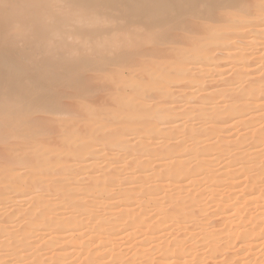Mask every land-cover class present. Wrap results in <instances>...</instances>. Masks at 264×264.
<instances>
[{"label":"bare ground","instance_id":"1","mask_svg":"<svg viewBox=\"0 0 264 264\" xmlns=\"http://www.w3.org/2000/svg\"><path fill=\"white\" fill-rule=\"evenodd\" d=\"M261 3L262 0H0V143L8 142L15 145L0 150V190L6 183L11 182V189L19 188L18 190L24 191L35 182H40L39 180L49 181V174L53 171L55 173L62 172V174L65 171L66 177L68 175L64 180L55 182L50 189L44 190L43 187H39L40 189L36 191H39L40 194H37L36 191L24 194L23 196L31 199L30 195L35 193L26 209L17 208L18 202L26 199L20 197L19 200H14L15 198L11 196L12 192H6L0 197V200H3L2 203L0 201L1 205L11 204L12 207H10L14 208V210L10 209L11 212L7 211L8 214L5 211V217L0 215V220L4 217L10 224L8 228L14 232L13 236H6L5 242L2 244L5 249L2 247L4 254H0V264H7L2 262V259L9 251L12 252L13 260L18 259L20 254L31 251L38 242L35 239L37 233L53 229L57 235L70 238L71 242L87 239L82 247L84 251L82 253L86 256V264H108L103 262L106 256H114L111 264H125L129 256L126 255L131 252V250L128 253L124 251L128 243L123 242L120 246H112L109 243V238L103 240L107 229L111 230L110 236L121 232L115 231L118 228V219L103 220V214L96 213L93 209L95 206L91 204L95 199H88L84 188L79 185L78 181L76 182L74 174L69 173L84 161L82 151L88 146L91 148V153L89 152L85 161H88L87 169L91 168L92 170V172L87 171V173L91 172L89 173L91 176L87 174L90 176L88 179H91L89 180L91 188L96 189L98 194L101 192L95 197L111 198L110 192L115 181L109 179L108 176L111 173L109 166L112 156H114L113 150L116 145L126 143L127 140L123 130L115 132L106 130V127L123 117L124 111L119 110L122 107L120 103L122 92L120 91L113 101L114 108L107 113L96 107V103L100 100L98 98L93 100L94 97L111 83L122 82L123 84L127 81L126 78L112 76L113 73L121 69L130 68V74L140 70V73L145 76L152 71L148 63H153L156 66L164 64L166 70L158 74L157 81L132 79L134 85L149 88V93L145 96L146 101L154 102V105L147 110L144 109L146 105H141L139 111L132 110L134 120L130 122L126 118L128 122L126 129L133 127L135 115L139 112H157L161 116L160 118L155 117L153 120L162 119L164 123H169V116L173 114V111L180 110L182 107L178 109L171 107L167 98L172 95L174 82L186 78L188 66H198V60L204 55L215 59L221 51H233L238 56L249 57V54L243 55L242 53L244 46L249 44L241 41L243 30L257 37L262 35L260 37L264 38V18L259 19V16L264 13L259 12ZM176 27L180 28H177L178 30L184 31L181 33H192L193 29L196 32L201 29L210 32L213 38L209 44L212 47L205 50L202 42L201 49L197 47L200 39L198 35L180 40L177 37L180 31L176 33L177 29L173 30ZM231 31L236 32L235 37L239 38L238 41H230L233 34ZM222 37L225 39L217 43L216 41ZM69 38L79 42L69 45L67 43ZM189 45H191L190 49L187 47ZM172 46L175 47L171 50ZM21 48L23 49L22 57H20L19 51ZM197 48L200 53L186 55L187 51H194ZM217 51L218 53H216ZM218 72L222 73L224 69L219 68ZM208 73V71L204 72L207 75ZM93 76H99L101 82L96 83L97 85H90L89 80ZM199 78L202 83V79H205L206 76L201 75ZM249 85L245 88L248 89ZM98 87L99 90L95 92ZM157 92L161 94L160 98L157 97ZM246 95L252 96L251 93ZM239 100H242L241 96L232 101L231 105L227 107V112L219 111L220 107L213 108V112L219 114L220 122L227 123L231 120L229 114L234 108H238L236 101ZM77 103L85 104L83 114H100L99 121L105 126L99 132L88 130L91 123L97 122V120L80 118L81 113L73 105ZM244 108L245 106L242 105L240 111ZM201 114L199 115L203 117ZM80 121H83L85 127L79 125ZM257 122V119H253L249 122L241 121L238 124L246 126L248 130L245 136L255 140V144L251 145L254 150L250 147L253 151L249 153L250 149H245L248 151L240 159L244 161L242 162L243 175L250 177L252 185L253 183L258 185L250 194L262 193L258 204L264 206V159H262L264 154H262L263 149H256L260 143L264 145V141H261L264 137V128L249 129L257 126L259 124ZM159 132L160 129L153 126L145 131L143 136V139H146L143 148L148 152L153 151L159 157L140 161L142 156L140 155L134 160V165L138 169L135 173L139 174V179L144 180L145 177L142 174L147 171H152L153 175L157 173L158 169L151 166L154 161L167 159L170 163L164 165V169L160 170V175L163 174L167 182L156 185V189L148 191L146 195L157 196L156 192L159 188L165 189L166 192L177 191L165 196L170 208H166V203L160 202L162 198L158 197L159 199L151 201L152 207L158 208L155 220L153 216L149 219L143 218L149 213V210H147L146 203L141 201L142 210L138 214L135 215L133 209H127L122 213V216L125 215L130 219L128 222H122V227H124L122 233L134 230L129 235L128 242L135 241L137 234L145 236L143 240L132 245V250L137 249L133 260L144 259L145 261L156 251L161 254L158 264H212L210 260L216 257L214 254L220 257L224 256V250L228 243H235L240 248L239 256L246 254L247 246H250L251 243L255 242V247L263 245L259 244L261 238L264 237L262 233L257 234L256 238H251L250 235L261 228L264 229V219L257 227L251 226L244 231L239 232V229L236 228L230 229L228 230L230 235L224 237L217 226L223 225L229 218L223 216L225 219L223 218L222 222L213 225L208 222L212 214H209V208L205 204L201 206L200 211L203 219L195 223L193 228L180 227V230L186 228L188 232H190L189 229H193V232H197L201 236L200 239L195 240L196 234L190 232L192 234L188 236V242H190L188 246L174 245V242L181 244L180 240H184L187 235L184 233V237L180 236L173 241L164 239L162 243L146 249L147 246L159 242L164 234L170 228L177 227L179 222H187L189 216H182V213L193 205H200L203 202L201 196L217 193L218 190L213 189L210 192L201 190L193 194L186 191L187 187L185 186H175L179 177L189 174L191 168L188 165H191L192 162L195 163L193 169L201 170L205 175V180L221 179L227 177L229 173L226 170H221L218 174L213 171L212 168L217 164L213 163V160L209 161L213 155L210 152L213 146L207 144V140L193 142V146L186 150L187 140L182 143L170 144L168 141L171 138L169 140L165 138L168 131H163L161 136H158ZM202 133L203 131L194 134L192 139L200 138ZM64 136H67L68 140L64 141ZM161 139L163 142L160 147L150 150L149 147L156 145ZM71 142L76 143L69 147ZM44 145H51L52 151L39 152L38 155L44 156L46 160L39 164H32V154ZM195 145H201V147H194ZM214 145L215 148H221L225 145V140H219ZM124 148L123 154L127 156L128 148L127 146ZM60 149L71 151L73 158L54 154L53 151ZM137 150L139 149L135 151ZM182 150H186L181 155L185 159L172 160L174 155ZM236 155L234 154L231 158V166L237 164ZM100 159L105 165L96 168ZM189 160L191 161L188 162ZM67 162H71L73 166H65ZM236 171L231 170L230 173H236ZM5 172H7L6 175H4ZM31 173H33L32 178L24 182V178L21 176ZM168 177L175 178L173 180ZM101 180L103 182H99ZM15 181L16 183H14ZM70 183L78 187L66 193L64 190ZM219 183L215 182L213 185ZM48 192L49 194H47ZM185 192L186 196L179 199L178 196ZM51 193L54 198L49 200L48 197ZM126 196L131 202L129 205H133L144 195L139 196L133 190H125L120 197L123 199ZM230 199L225 198L221 201L218 213L224 212V209L229 207ZM115 203L120 204L121 199ZM46 205L50 207L48 210L45 208ZM62 206L65 207V215H61L59 211ZM46 216L51 217L46 218ZM82 217H86V219L81 220ZM245 217H250L249 210L246 211ZM256 219L257 217H254L249 221L251 224H256ZM59 221L61 222L58 224ZM4 228L2 225L0 226V233ZM76 232L79 234H75ZM51 240L50 244H54L53 239ZM225 240H228L226 245L221 244ZM199 243L205 244L204 253L198 252ZM122 247L124 253L127 254H119ZM67 248L69 247H64V249ZM57 258L51 264H59V257ZM258 258L263 259L264 255ZM150 260L140 264H150L151 262L156 264L153 262L155 260ZM46 263H48L46 259L35 257L26 264ZM241 263L240 260L232 262V264ZM245 264H252V261L249 260Z\"/></svg>","mask_w":264,"mask_h":264},{"label":"rangeland","instance_id":"2","mask_svg":"<svg viewBox=\"0 0 264 264\" xmlns=\"http://www.w3.org/2000/svg\"><path fill=\"white\" fill-rule=\"evenodd\" d=\"M260 10L259 12L263 13L264 8L261 7L260 4ZM260 14V13H259ZM260 18H264V13L259 16ZM180 29L179 27L174 28ZM176 33H179L178 31ZM194 31L191 33H179L177 37L180 40H185L189 37H193L198 35L200 39L198 40L197 47H200L201 49V42L204 44V49L207 50L212 47L209 42L212 40V34L210 32H207L203 29L201 31ZM242 31V30H240ZM184 32V31H182ZM196 32V33H195ZM191 33V34H190ZM232 37L230 38V41H238L239 38L235 37L234 31H231ZM200 34V35H199ZM262 35H259L257 37L254 34H249L248 32L242 31V38L241 41L244 43L248 42V45L244 46V51L242 52L244 54H249V57H241L235 54V52L231 51H221V53L218 51L215 59L209 58V56L204 55L198 60V66L196 65H190L188 66V70L186 73V78H182L179 80H176L173 84L172 88V95H170L169 98H167V102L170 101L171 107L174 108H180V110H174L173 114L169 116V123H164L162 119L160 120H153L155 117L160 118V114L157 112H147V113H138L135 115V122L133 123V127L130 129H126L128 126V122L126 121V118L131 121L134 120V116L132 113V110L139 111L141 105H146L144 109H151L154 105V102H147L146 97L147 93H149V88H141L139 85H134L132 82L136 78H141L143 81H157L158 74L160 72H163L166 70V65H154L153 63H148L149 68H151V73L145 74L143 76V73H140V70L135 71L134 73L130 74V68H124L120 71L113 73L112 76L115 78L123 77L126 78L127 81L122 84V82L119 83H111L106 89L99 91L98 95L94 97L93 100L98 98L100 101L96 103V107L100 109L101 111L108 112L110 109L114 108V100L119 95L118 93L122 92V97L120 98V103L122 104V107L119 108V110H123L124 114L123 117L116 122H113L112 125H108L106 127V130H112L115 132H119L121 130L124 131L125 139L127 140L126 143H120L115 146L114 152L112 156V160L110 161L109 170L111 171L110 175L108 176L109 179H113L115 181V185L112 187V191L110 192L111 198H105V197H95L96 195H99L101 192H96V189L91 188V184L89 183L91 179L90 174L92 172L91 168L87 169L88 161H85V158H87L88 154L91 153L88 146L85 148L82 153L84 154V161L82 163H79L71 172L73 173L74 177L76 178V182H79V185L84 188L85 195H87L88 199H95L91 204H93L95 207L93 208L94 211L98 214H103L102 219L103 220H117L118 219V228L115 229V231H121L117 235L110 236L111 230L107 229V233L104 236V239L109 238L110 244L112 246H120L123 242H127V247L124 248V251L127 253L129 250L131 252L127 254L128 258L126 259L125 264H140V263H146L148 260L151 261L155 260L153 262H156L158 264L160 262V257L158 252L154 251L153 255L148 256L147 259H141L134 261V257L136 254V250H132L131 247L134 243H137L138 241H141L145 238L142 234H137L135 237L137 238L135 241L128 242L130 239L129 235L134 232V230L126 231L122 233V230L124 227H122V222H128L130 219L126 217L125 215L122 216V213L127 209H133L135 212V215L141 212L142 207H140V201L145 202L147 205V210H149V213L145 215L144 219H149L153 216V219L155 218L156 210L152 207V200L159 199L161 203H166V208H170V205L167 204L166 195L170 193H175L177 190H169L166 192L165 189L159 188V190L156 192L157 196H151L146 195L148 191H154L156 189V185H162L167 182L166 177L164 175H160V170L164 169V165L170 163V161H167V159H164V161H154L151 166L156 167L157 173L152 174V171H147L146 173L142 174L145 178L144 180L139 179V174H136L135 171L138 170L134 165V160L139 158L140 155V161H146L155 159L159 156H156L153 151L148 152L146 149L143 148V144L146 141V139H143V136L145 134V131H148L149 129L153 128V126H157L160 129V132L157 133L158 136L162 135L163 131H168V134H166V139H170L168 143L174 144V143H182L183 141L187 140V143L185 145L188 148H191L194 143H197L202 140H207V144L212 145L213 148L210 150V152L213 154L212 158H209V161L213 160L215 165L212 169L217 174L223 170V171H229L227 174V177L224 178H214L212 180H205L204 179V173L201 170H195L193 169L195 163H191V165H188L191 170L188 175L184 177H179V181H176L174 184L175 186L187 187L186 191H190L191 193L195 194L201 190H205L207 192H210L211 190H218L217 193H213L210 195H204L200 198L203 200V202L200 205H193L189 207L187 210H185L182 213V216L188 215L187 222H179L177 227L170 228L166 234H164V237L157 243H153L147 248H151L155 246L158 243H162L164 239L168 241H173L177 238L184 237V233L187 235L185 236L184 240H180V243H173L174 245H186L188 246L190 242H188V236L193 232L191 229H189L190 232L186 231V228H182L180 230V227L187 226L193 228V225L197 223L200 219H203V216L201 214V206L207 204V207L209 208V214L211 215V218L208 222L213 223V225H218L216 223L222 222V219L225 217H228L229 220L225 221L223 225L217 226L219 231H221L224 237H228L230 235L229 231L230 229L233 230V228L239 229L240 231H244L251 226L257 227L262 219H264V206L261 204H258V199L261 197L262 193H251L250 192L256 188V186L253 183L251 184L252 180L250 181V177L247 175H243L242 173V162H244L242 159H240L243 154L248 151L251 147V145L255 144L254 139L248 138L245 136L246 131L248 128L244 125H238L241 121L243 122H249L250 120L257 119L259 123L257 126L249 128L251 130L255 129H261L264 128V38L260 37ZM264 36V35H263ZM225 38L222 37L216 42L219 43L223 41ZM79 41L74 40L72 38H69L67 40V43L69 45L77 44ZM191 43V42H190ZM216 43V44H217ZM191 45L187 46L188 48ZM175 46L171 47V50ZM215 47V46H213ZM229 47V46H228ZM190 49V48H189ZM20 51V57L23 55V49H19ZM199 48H197L194 51H187L186 55H195L198 54ZM200 53V52H199ZM215 53V52H214ZM140 63V62H138ZM141 64V63H140ZM219 68H223L224 72H218ZM208 71V75L204 74V72ZM130 74V75H129ZM205 75L206 78L202 79L203 82L201 83V80L199 76ZM133 79V80H132ZM229 83H227L226 82ZM100 77L99 76H93L89 80V84L93 85L96 83H99ZM79 84V83H78ZM250 84V85H249ZM97 85V84H96ZM249 85V88L247 86ZM246 87V88H245ZM245 88V89H244ZM99 90V87L95 89V92ZM157 97L160 98L161 94L157 92ZM247 93H251L252 96L246 95ZM160 96V97H159ZM238 96L242 97V100L236 101V106L238 108H234L229 114L230 119L229 122L223 123L220 122V119L218 117L219 114H216L213 112V108L220 107L219 111L227 112V107L231 105L232 101L236 99ZM105 99V101H104ZM55 105V104H54ZM57 105V104H56ZM78 110L80 114V118H90L92 120H97V122L91 123L89 126V131L91 132H99L101 128L104 125V123L100 122V114H83L84 105L85 104H73ZM168 105V103H167ZM245 106L244 109L240 111V108ZM137 106L135 109L134 107ZM129 110V111H128ZM203 112V113H202ZM202 113V114H201ZM88 114V115H87ZM199 114H201L203 117H201ZM110 117V116H108ZM78 118V117H77ZM75 120L76 118H72ZM78 123V122H76ZM83 121L79 122V125H83ZM83 127H85L83 125ZM200 131H203L200 138L192 139V136L194 134L199 133ZM122 138V136H120ZM64 141L68 140L67 136L63 137ZM219 140L224 141L225 145H223L221 148H215V145ZM264 141V137H262V140ZM157 142V141H156ZM163 140H159L156 145H152L150 150H154L155 148H159L162 144ZM194 142V143H193ZM76 142H71L68 146L72 147L74 146ZM15 145H12L8 142H2L0 143V150L7 149L8 147H14ZM83 146V145H82ZM124 146H127L128 153L127 156L123 154L125 151ZM200 148L201 145H195L194 147ZM139 149L135 151L136 149ZM143 148V149H142ZM135 149V150H134ZM248 149V150H245ZM251 149H253L251 147ZM249 150V153H251L253 150ZM256 149H263L262 154H264V145L260 143V145ZM186 150H182L177 152L174 155V158L172 160L179 161L185 159V157H181L185 153ZM245 150V151H244ZM48 152L52 151L51 145H44L39 150H36L35 153L32 154L31 163L32 164H39L43 160H46L44 156L38 155L39 152ZM54 154L57 155H67L70 158H73V155L71 151L67 152L63 149L55 150L53 151ZM90 152V153H89ZM112 154V152H109ZM116 154V155H115ZM234 154H237L236 157L238 158V161L236 162V166H231V158ZM189 157V156H188ZM264 159V156L263 158ZM133 161V162H131ZM174 161V162H175ZM189 160L188 162H190ZM6 162V159L3 161ZM99 163L96 165V168L102 167L103 162L102 159L98 161ZM65 166H73L71 162H67ZM225 167V168H224ZM193 169V170H192ZM239 169V170H238ZM231 170H237L236 173H230ZM87 171H91L88 172ZM264 171V170H263ZM8 172V170H7ZM4 175H6V173ZM4 173V172H3ZM42 173V172H41ZM57 173V174H56ZM50 172L49 181H42L35 182L30 188H25L24 191L21 189H11V182H8L4 185V187L0 190V197L4 195L6 192H12L11 196L19 200L21 197L22 199H26L24 201H19L17 208L19 209H26L35 193L31 194V199L27 196H23L24 194H30V191H36L40 189L41 187L46 189L52 188L53 184L55 182H59L64 180L66 177V172ZM32 174H25L21 177L25 180H29V178H32ZM89 174V175H87ZM73 176V175H72ZM88 176V177H87ZM19 177V178H21ZM174 180L175 177H168ZM167 178V179H168ZM17 181V180H16ZM16 181L14 183H16ZM103 182V180L99 181ZM215 182H220L218 185H213ZM143 183V185H142ZM231 185H233L231 187ZM40 187V188H39ZM76 187L75 184H69L66 186V189L64 190L66 193H69L70 190H74ZM80 187V188H81ZM37 188V189H36ZM125 190H133L136 192L137 195L142 196L137 202H135L133 205H129L130 200L126 196L122 199L121 194L122 192H125ZM29 192V193H28ZM37 194H40L39 191H36ZM83 192V191H82ZM83 192V193H84ZM166 192V193H165ZM195 192V193H194ZM249 193V194H248ZM49 194V192L47 193ZM52 194V193H51ZM49 195L48 199L51 200L54 198V195ZM22 195V196H21ZM186 196V192L183 193V195L178 196L179 199H182ZM4 197V196H3ZM159 197V198H158ZM247 197V198H246ZM97 198V199H96ZM225 198H231L229 201V207L224 209V212L218 213V207L221 203V201ZM121 199L120 204H116L115 202L117 200ZM29 200V201H28ZM1 203L3 200H0ZM253 201V202H252ZM131 203V202H130ZM129 205V206H128ZM11 204H0V215L4 216V212L8 214V212L11 210H14V208H11ZM10 207V208H9ZM46 210H48L50 207L49 205L45 206ZM262 208V209H260ZM7 209V210H6ZM250 211V217H245L246 211ZM8 211V212H7ZM61 215H65V207L62 206L60 208ZM226 211V212H225ZM11 212V211H10ZM100 212V213H99ZM225 213V214H223ZM6 216V215H5ZM4 216V217H5ZM224 216V217H223ZM259 216V217H258ZM2 217L0 220V224L5 227L4 230L0 233V254H4L2 250L5 249V246L2 244L5 242L6 236L9 237L13 236L14 232H12L8 227L9 223H7L6 219ZM51 216H46V218H50ZM257 217L256 224H251L250 219ZM1 218V217H0ZM224 218V219H225ZM5 219V221H4ZM86 217H82L81 220H85ZM120 220V221H119ZM155 220V219H154ZM154 220H151L152 222ZM224 221V220H223ZM7 224H6V223ZM61 221L58 222V224ZM121 222V223H120ZM0 225V226H1ZM12 225V224H11ZM176 226V225H174ZM55 229L47 232H39L35 236V239L38 240V242L33 246V249L31 251H28L23 254H20V257L16 260H13L12 258V252L9 251L4 259H2V262H6L7 264H26L28 262H31L35 257H41V259H46L48 263L51 264L56 261V258L59 257L60 263L59 264H86V256L84 255V252L82 250L83 244L85 243V239H81L76 242H71L70 238H65L62 235H57L55 232ZM45 233L46 236H42L41 234ZM262 233L264 235V229L261 228L257 230L254 233H251V238H256L257 234ZM48 234V235H47ZM75 234H79V232H76ZM112 234V233H111ZM183 234V236H182ZM193 234H196L197 237H195V240L200 239V235L197 234V232H193ZM166 235V236H165ZM11 238V237H10ZM56 238V239H54ZM54 244H50L52 242ZM70 241V242H69ZM228 240H225L221 242V244H225ZM263 244L261 246L255 247L256 243H251L250 246H247V252L243 256L238 255V251L240 248L236 246L235 243H228L226 245L225 254L223 257H220L217 254H214L216 257H214L212 260H210V263L212 264H232V262L240 260L242 263H246L247 261L251 260L252 264H264V258H258L261 255H264V237L260 240ZM47 245H42V244ZM42 245V247H41ZM199 253H204V243H199ZM69 247L67 249H64V247ZM4 247V249L2 248ZM41 247V248H40ZM123 247L121 252L119 254H124ZM123 251V252H122ZM118 254V253H117ZM116 254V255H117ZM257 254V255H255ZM238 255V256H237ZM152 257V258H151ZM159 257V258H158ZM132 258V259H131ZM58 259V258H57ZM114 260V256H106L103 260V262L111 264ZM14 261V262H13ZM152 263V262H151ZM150 263V264H151ZM241 263V264H242ZM153 264V263H152ZM155 264V263H154Z\"/></svg>","mask_w":264,"mask_h":264},{"label":"snow or ice","instance_id":"3","mask_svg":"<svg viewBox=\"0 0 264 264\" xmlns=\"http://www.w3.org/2000/svg\"><path fill=\"white\" fill-rule=\"evenodd\" d=\"M224 7V6H222ZM261 7L264 8V0H262Z\"/></svg>","mask_w":264,"mask_h":264}]
</instances>
